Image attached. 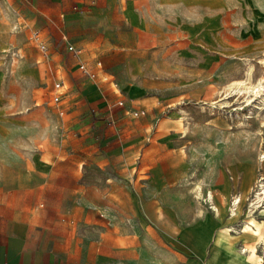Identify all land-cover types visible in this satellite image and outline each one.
I'll list each match as a JSON object with an SVG mask.
<instances>
[{
    "label": "rangeland",
    "instance_id": "obj_1",
    "mask_svg": "<svg viewBox=\"0 0 264 264\" xmlns=\"http://www.w3.org/2000/svg\"><path fill=\"white\" fill-rule=\"evenodd\" d=\"M243 1L236 0L226 24L235 40L217 43L213 64L203 58L190 63L188 55L171 71L166 65L165 73L176 76L155 81L160 97L149 112L129 107L125 81H106L111 93H121L112 94V112L126 111L129 126H113L108 114H96L95 122H103L87 123L90 132L69 121L62 94H56L63 91L55 85L73 50L45 16L32 13L30 1H5L0 159L6 158L12 174L5 181L0 177L7 189L0 198L23 200L30 206L23 210L54 233L56 247L101 264H188L207 250L221 227L240 228L250 208L256 219H264V199H254L264 181V105L257 96L247 100L244 90L238 94L233 84L247 78L251 65L250 82L264 80L259 63L264 33L251 34L257 25L264 29V21L250 10L240 13L237 5ZM110 126L108 132H93ZM133 133L139 138L135 143ZM20 152L26 164L15 155ZM33 159L44 164L41 174ZM236 195L242 196L240 211L230 218Z\"/></svg>",
    "mask_w": 264,
    "mask_h": 264
},
{
    "label": "crops",
    "instance_id": "obj_2",
    "mask_svg": "<svg viewBox=\"0 0 264 264\" xmlns=\"http://www.w3.org/2000/svg\"><path fill=\"white\" fill-rule=\"evenodd\" d=\"M5 1L0 0V7ZM28 1L32 13H36L37 18L39 14L45 16L47 23L57 31V38L73 47L65 56L62 80L57 82L63 91L56 94H62L69 121L86 132L90 129L87 123L96 126L103 122H95L96 114H108L113 126L115 122L129 126L126 111L125 114L122 110L112 112V94L118 97L121 93L118 90L111 93L106 81H125L123 93L130 99L129 107L149 112L158 100L156 97H160V87H155V81L176 76V71L165 73L166 65H170L171 71L180 58L188 55L190 63L205 59L206 64H213L217 43L230 44L235 40L226 24L236 0ZM244 1L240 2L242 6L237 5L239 12L245 10V14L250 10L264 21V0ZM259 27L252 30L253 37L264 33ZM242 34L240 30L238 37H243ZM80 64L88 67L89 74L79 69ZM111 127L92 129L98 134L108 132ZM136 133H133L132 143L139 140L135 138ZM15 155L26 164L27 157L21 152ZM38 161L33 159L32 163L35 172L41 174L44 164ZM11 174L6 158L2 159L0 177L5 181V176ZM1 191L7 189L0 184ZM24 207L30 206H24L23 200L0 198V264H101L96 257L77 259L62 247H56L54 233L42 226L30 210H23ZM233 237L229 246L224 240L214 255L210 249L213 241L208 242L210 246L202 255L195 257L184 249L191 256L188 264H231L227 262L229 257L243 244L241 235L235 233ZM257 251L264 259L261 245Z\"/></svg>",
    "mask_w": 264,
    "mask_h": 264
},
{
    "label": "bare ground",
    "instance_id": "obj_3",
    "mask_svg": "<svg viewBox=\"0 0 264 264\" xmlns=\"http://www.w3.org/2000/svg\"><path fill=\"white\" fill-rule=\"evenodd\" d=\"M259 63H264V57L259 59ZM252 70L253 66L251 65L247 70V78L235 81L233 83L236 84L234 88L237 89L238 94H240V92L243 90L245 92H248L249 95L247 96V100L250 99L252 96H257L261 98L262 104L264 105V80H262V77H260L257 84H253L252 82H250ZM262 179H264V175ZM196 188L197 192L195 193L197 194V196H201V186L197 185ZM208 198L213 201V194L211 191H209L208 193ZM254 199H256V202H259L264 199V181L260 180L259 188H257V191L255 192ZM205 200L207 201V199ZM236 200L237 202L234 208H231L232 212L230 213V218H236L239 214L242 196L236 195ZM256 207H260V205L258 204L256 205ZM211 208L214 210L215 216L218 217L220 212L213 202ZM261 211H264V208L261 209ZM254 212L255 210H252V208L248 210V214L246 216L247 218L240 228H236L233 224L221 227L213 239L211 254L214 255L217 252V248L222 244L224 240L228 243L227 246H229L230 242L232 241V238H234L233 235L235 233H238V235H241L243 237V242H241L243 244L236 250L234 254L229 257L227 262L231 264H264L261 263V261H263V257L257 251L258 245H261L264 249V219H256L253 215Z\"/></svg>",
    "mask_w": 264,
    "mask_h": 264
},
{
    "label": "built area",
    "instance_id": "obj_4",
    "mask_svg": "<svg viewBox=\"0 0 264 264\" xmlns=\"http://www.w3.org/2000/svg\"><path fill=\"white\" fill-rule=\"evenodd\" d=\"M68 48H69L70 50H73V47H72V46H68ZM87 68H88V67H87L86 65H84V64H80V65H79V69H80V70H82V71L86 72L87 74H89V70H88ZM55 86H56V87H59V86H60V83H56ZM54 99H55L56 101H59V98H58L57 96L54 97ZM236 202H237L236 199L233 200V205H234V206H235ZM261 263H263V261H261Z\"/></svg>",
    "mask_w": 264,
    "mask_h": 264
}]
</instances>
